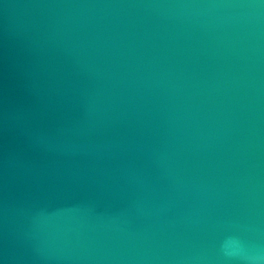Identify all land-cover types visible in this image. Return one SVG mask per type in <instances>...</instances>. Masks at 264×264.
<instances>
[{
	"label": "water",
	"instance_id": "obj_1",
	"mask_svg": "<svg viewBox=\"0 0 264 264\" xmlns=\"http://www.w3.org/2000/svg\"><path fill=\"white\" fill-rule=\"evenodd\" d=\"M0 264H264V0H0Z\"/></svg>",
	"mask_w": 264,
	"mask_h": 264
}]
</instances>
